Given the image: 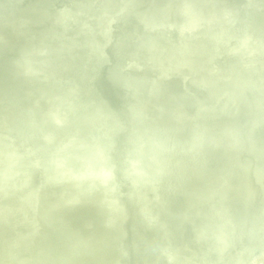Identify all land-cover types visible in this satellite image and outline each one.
I'll return each instance as SVG.
<instances>
[{
    "label": "bare ground",
    "instance_id": "obj_1",
    "mask_svg": "<svg viewBox=\"0 0 264 264\" xmlns=\"http://www.w3.org/2000/svg\"><path fill=\"white\" fill-rule=\"evenodd\" d=\"M0 6V264L264 259V0Z\"/></svg>",
    "mask_w": 264,
    "mask_h": 264
},
{
    "label": "water",
    "instance_id": "obj_2",
    "mask_svg": "<svg viewBox=\"0 0 264 264\" xmlns=\"http://www.w3.org/2000/svg\"><path fill=\"white\" fill-rule=\"evenodd\" d=\"M0 8H1V6H0ZM17 29H19V27H17ZM73 43L75 44V46L79 47V43L77 41L73 40ZM75 59H78V57ZM5 108H6V110H8L11 113L15 112L14 108L10 104H5ZM258 264H264V259L258 260Z\"/></svg>",
    "mask_w": 264,
    "mask_h": 264
}]
</instances>
